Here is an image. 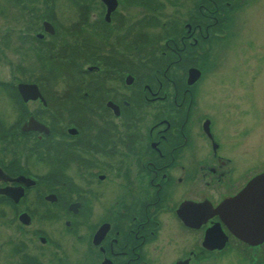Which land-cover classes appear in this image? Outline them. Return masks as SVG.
Returning <instances> with one entry per match:
<instances>
[{
    "label": "flooded vegetation",
    "instance_id": "flooded-vegetation-1",
    "mask_svg": "<svg viewBox=\"0 0 264 264\" xmlns=\"http://www.w3.org/2000/svg\"><path fill=\"white\" fill-rule=\"evenodd\" d=\"M15 1L26 18L20 39L44 76L0 82L19 114L13 126L0 115V220L23 229L71 219L63 232L78 264H264V233L229 222L264 213L263 126L248 134L232 115L242 114L237 91L222 90L216 110L207 99L229 4L197 0L173 17L161 0H123L145 7L141 19L120 13L122 0L110 16L102 0L98 10L83 0L84 17L67 27L52 0ZM51 70L71 71L76 86L53 90ZM20 84L41 97L25 102ZM253 107L257 121V95ZM31 118L48 134L25 132ZM32 235L60 248L48 230Z\"/></svg>",
    "mask_w": 264,
    "mask_h": 264
},
{
    "label": "rangeland",
    "instance_id": "rangeland-1",
    "mask_svg": "<svg viewBox=\"0 0 264 264\" xmlns=\"http://www.w3.org/2000/svg\"><path fill=\"white\" fill-rule=\"evenodd\" d=\"M196 1L161 0L163 6L161 11H165L166 16L172 14L174 17V13H184L186 8H193ZM217 1L219 5H229L223 6L220 10L222 22L227 21V23L223 24L225 36L218 47L214 48L218 52L216 51L215 58L210 60L212 63L207 71L209 73L213 71L211 75H216L208 82V103L212 105L213 110H216L220 102L213 100L220 99L222 90L237 91L242 114L234 109L231 112L232 115H237L236 119L239 122L245 121L249 125L248 134H253L254 130L263 126L264 135V0ZM120 2V13L123 11L128 16L136 14L141 19L148 13L143 12L145 7L137 8L134 4L130 6L123 0ZM91 3L95 5L96 10L99 9V0H92ZM39 4L40 2L37 1L33 8L39 7ZM51 5H55L58 20H65L62 23L64 26L68 27L72 21L77 22L79 18L84 17L83 0H52ZM22 14L24 15V12L15 0H0V82L11 84L14 83L15 78L40 80L44 76L39 70L42 66L40 60H36L34 55L29 53L28 45L25 46L20 39L25 32L24 24L26 23V18ZM43 14V10L36 13L40 18ZM33 22L36 21H28V23ZM18 66L22 68V71L17 70ZM54 73L48 74L50 84L52 82H60V84L57 87L55 85L53 90L62 92L65 88L76 86L78 78L70 77L72 72ZM63 74L67 78L63 77ZM48 86H43L45 92H49ZM256 95L261 106V113L259 116L258 112L256 113L257 121H254L253 100ZM16 105L12 89L0 87V115L4 116L1 119L4 125L13 126L18 122L19 114H17ZM1 145L2 143H0V150ZM68 219L60 218L54 222L34 219L30 226H24L23 229L19 228L21 225L19 222L12 226L0 220V264H78L72 249L73 241L63 232ZM34 229L48 230L53 240H55L53 236L57 237L56 241L59 242L60 248H54L52 245L42 247L32 235Z\"/></svg>",
    "mask_w": 264,
    "mask_h": 264
},
{
    "label": "water",
    "instance_id": "water-1",
    "mask_svg": "<svg viewBox=\"0 0 264 264\" xmlns=\"http://www.w3.org/2000/svg\"><path fill=\"white\" fill-rule=\"evenodd\" d=\"M102 1L107 4L108 13H109L108 16H110V14H111L110 12L114 11L117 8V6H118L117 0H102ZM194 72L197 73V74H194L192 72V75L190 76V79H192V81H196L200 77L199 70L198 71H194ZM18 91L21 93L22 98H23V100L25 102H27L28 100H31V99L32 100H36L39 97H41V93L38 92V88H37L36 85L20 84L19 87H18ZM23 130L25 132H28L30 130H34V131H38L40 133L41 132H45L46 134H48V132H49V129L47 127H45L43 124L36 123L33 118H31L29 123H26V125L23 127ZM259 178L260 179H259L258 182L259 183H264V174L261 175ZM15 181H17V182H21V181L32 182L33 180L21 177L19 179H16ZM255 187H256V185L254 184L253 187L250 190V194H252V192L255 191L253 189ZM261 194L264 197L263 191H261ZM246 195H247V193H246ZM227 209L229 211H231L232 210V206L229 205ZM25 217L27 218V216L24 215L21 221L25 225H29L31 223V221H29V219L28 218L26 219ZM238 218L244 219L245 222H248V224H250V226H251V231H253V232L256 231L258 233L260 231V232L264 233V213H262V214H260V213L259 214H251V215H248V217H243V216L229 217V222H231V225L238 224V222H237ZM253 232H252V234H253ZM237 233H239V231Z\"/></svg>",
    "mask_w": 264,
    "mask_h": 264
},
{
    "label": "trees",
    "instance_id": "trees-1",
    "mask_svg": "<svg viewBox=\"0 0 264 264\" xmlns=\"http://www.w3.org/2000/svg\"><path fill=\"white\" fill-rule=\"evenodd\" d=\"M71 72V71H70ZM70 72H68V71H66V73H70ZM53 74H55V73H53ZM50 78H49V76H48V80H49ZM50 81V80H49Z\"/></svg>",
    "mask_w": 264,
    "mask_h": 264
}]
</instances>
